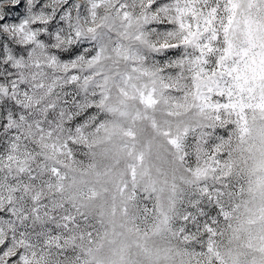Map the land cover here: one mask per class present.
Wrapping results in <instances>:
<instances>
[{"label":"snow or ice","instance_id":"1","mask_svg":"<svg viewBox=\"0 0 264 264\" xmlns=\"http://www.w3.org/2000/svg\"><path fill=\"white\" fill-rule=\"evenodd\" d=\"M0 264H264V0H0Z\"/></svg>","mask_w":264,"mask_h":264}]
</instances>
